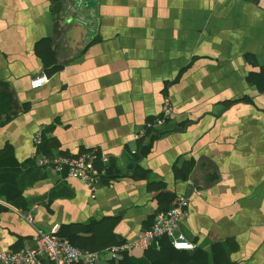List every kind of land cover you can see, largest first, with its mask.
Here are the masks:
<instances>
[{
    "label": "crops",
    "instance_id": "obj_1",
    "mask_svg": "<svg viewBox=\"0 0 264 264\" xmlns=\"http://www.w3.org/2000/svg\"><path fill=\"white\" fill-rule=\"evenodd\" d=\"M0 108V250L54 222L81 248L134 241L185 195L192 249L96 264H264V0H0ZM89 147L109 154L94 190L36 163Z\"/></svg>",
    "mask_w": 264,
    "mask_h": 264
},
{
    "label": "built area",
    "instance_id": "obj_2",
    "mask_svg": "<svg viewBox=\"0 0 264 264\" xmlns=\"http://www.w3.org/2000/svg\"><path fill=\"white\" fill-rule=\"evenodd\" d=\"M49 80L45 72L34 75L30 80L32 87L41 86ZM172 103L170 96L165 94L162 98L159 113L146 120L134 133L135 138L142 135H155L159 128L170 117ZM40 130H37L33 140L40 141ZM109 154L89 147L77 155H45L40 154L36 163L41 167H51L56 171L65 170L66 175L82 180L90 190L96 188V183L107 172ZM195 191H199L194 189ZM188 197L180 195L177 201L166 209L159 210L152 223L142 229L134 241H120L105 246L102 249H86L74 245L67 237L59 233V223L54 222L48 229L37 227L31 245H23L16 249H1L0 264H96L102 252H108L112 257L134 247L145 249L160 236H167L171 245L177 249H192L195 244L184 233L179 231V221L188 212ZM24 217L32 219L28 211Z\"/></svg>",
    "mask_w": 264,
    "mask_h": 264
},
{
    "label": "trees",
    "instance_id": "obj_3",
    "mask_svg": "<svg viewBox=\"0 0 264 264\" xmlns=\"http://www.w3.org/2000/svg\"><path fill=\"white\" fill-rule=\"evenodd\" d=\"M58 4V3H57ZM2 111H4V110H2V108H0V113L2 112ZM9 116V114H8V112H7V116L6 117H8ZM148 248V247H147ZM177 249V248H176ZM122 254H123V252H122Z\"/></svg>",
    "mask_w": 264,
    "mask_h": 264
}]
</instances>
